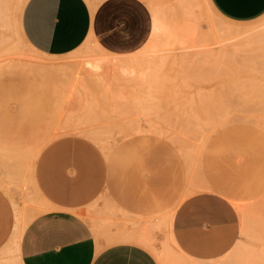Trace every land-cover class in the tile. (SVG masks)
<instances>
[{"label": "rangeland", "instance_id": "obj_1", "mask_svg": "<svg viewBox=\"0 0 264 264\" xmlns=\"http://www.w3.org/2000/svg\"><path fill=\"white\" fill-rule=\"evenodd\" d=\"M144 1L157 30L126 70L101 66L127 56L106 54L90 40L54 58L33 51L16 23L24 0L6 3L0 16V187L19 223L29 220L45 207L34 187L38 152L58 137L82 139L100 161L101 186L79 207L91 233L89 216L99 233L146 220L144 232L153 242L147 246L158 264H185L189 259L170 228L175 206L187 195L221 193L239 211L241 231L250 214L262 217L264 13L236 21L209 0ZM234 26L249 36L227 37ZM190 28L197 31L191 38ZM34 58L60 66L23 64ZM14 240L0 247V264L20 263Z\"/></svg>", "mask_w": 264, "mask_h": 264}, {"label": "crops", "instance_id": "obj_2", "mask_svg": "<svg viewBox=\"0 0 264 264\" xmlns=\"http://www.w3.org/2000/svg\"><path fill=\"white\" fill-rule=\"evenodd\" d=\"M209 1L231 20L264 13V0ZM20 26L28 44L47 57L66 55L87 40L106 54L123 57L146 45L154 22L144 0H25ZM99 166L96 151L76 137L55 138L38 152L33 183L45 207L23 222L17 238L21 264H158L147 246L153 242L144 232L146 220L99 233L89 216L92 236L80 217L79 207L101 186ZM262 205V217L249 213L241 231L240 213L227 197L195 192L175 206L170 238L191 264H264ZM18 213L0 187V247L11 239Z\"/></svg>", "mask_w": 264, "mask_h": 264}, {"label": "bare ground", "instance_id": "obj_3", "mask_svg": "<svg viewBox=\"0 0 264 264\" xmlns=\"http://www.w3.org/2000/svg\"><path fill=\"white\" fill-rule=\"evenodd\" d=\"M9 0H0V16L4 13L3 11L5 10V5H6V3L8 2ZM24 2H25V0H24ZM23 2V3H24ZM22 9V8H21ZM21 9L19 10V14L16 16V23H17V28H18V30H19V33H20V35H21V38H22V40H23V42L25 43V45L27 46V47H29V48H31L33 51H35V52H37L36 50H34L29 44H28V42L26 41V39L24 38V36H23V34H22V31H21V26H20V14H21ZM4 26H5V24L3 25L2 23H0V29H2V28H4ZM194 26V25H193ZM193 26H191V27H193ZM232 28H235V30L234 31H229V32H231V33H229V32H226L227 34L229 33V35H227V37H236L237 35H241L242 37L241 38H245L246 37V35L247 36H249V33H247V30H244V29H241V28H238V27H236V26H234V27H232ZM191 29V28H190ZM189 29V30H190ZM238 29V30H237ZM156 30H157V24H154V26H153V31H152V33L153 34H155V32H156ZM188 30V29H187ZM195 30V31H194ZM193 31H192V29H191V36H190V38L192 37V35H195V34H197V33H195V32H197L196 31V29H194ZM237 30V31H236ZM237 32V33H236ZM1 33V32H0ZM247 33V34H246ZM152 35V34H151ZM185 35V34H184ZM189 35V34H188ZM186 38H189V37H186ZM221 38H223V37H221ZM185 39V38H184ZM228 39V38H227ZM227 39H225V40H227ZM246 39V38H245ZM242 44V43H241ZM95 47L97 48V49H99V47L95 44ZM100 51H102V49H99ZM102 52H104V51H102ZM104 53H106V52H104ZM134 55V54H133ZM127 56V58H117L115 61H113V62H111V63H101L100 65L101 66H104V67H107V68H110V69H119V70H126V68L128 69V67L130 66V62H131V58L130 57H134V56ZM37 60V61H36ZM23 64H26V65H30V66H33V67H37V66H40V67H42V69H43V67L45 66V65H47L48 67H50V68H48V67H46V69L48 68V69H51V68H55V67H58V66H60V63H58V62H56V61H52V62H49V61H47V60H44V59H40V58H34V59H30V60H28V61H25ZM105 64H106V66H105ZM37 68H39V67H37ZM106 69V68H105ZM106 83V82H105ZM103 84V83H102ZM103 85H105L104 86V89L107 87V83L106 84H103ZM106 90H107V88H106ZM17 212V211H16ZM19 214V213H18ZM18 214H16L17 215V217H18ZM18 220V219H17ZM26 224V222L25 223H23V224H20L19 223V221H18V223H17V225H16V229H15V231L13 232V234H12V237H11V239L12 240H14V242L15 243H17V238H18V235H19V233L21 232V230H22V228H23V226ZM20 242V241H19ZM18 242V243H19ZM16 247H17V245H16ZM18 254V253H17ZM17 258H18V256H17ZM19 264H21V261H20V259H19Z\"/></svg>", "mask_w": 264, "mask_h": 264}]
</instances>
